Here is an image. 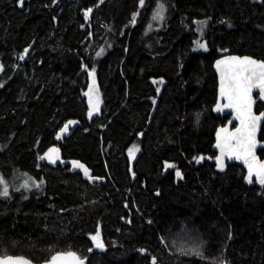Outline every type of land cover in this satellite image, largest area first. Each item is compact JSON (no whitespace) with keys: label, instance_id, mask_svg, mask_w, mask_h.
Returning a JSON list of instances; mask_svg holds the SVG:
<instances>
[{"label":"trees","instance_id":"1","mask_svg":"<svg viewBox=\"0 0 264 264\" xmlns=\"http://www.w3.org/2000/svg\"><path fill=\"white\" fill-rule=\"evenodd\" d=\"M232 56L264 62V0H0V178L36 185L0 195V257L264 264V188L213 165L230 121L214 65Z\"/></svg>","mask_w":264,"mask_h":264},{"label":"snow or ice","instance_id":"2","mask_svg":"<svg viewBox=\"0 0 264 264\" xmlns=\"http://www.w3.org/2000/svg\"><path fill=\"white\" fill-rule=\"evenodd\" d=\"M20 3L22 5L23 0H20ZM141 5H143V0H141ZM85 15L87 16L88 12ZM157 15L159 16V13ZM199 47L206 49L204 44H199ZM20 59H23V56ZM216 68L220 73V99L226 101L223 104L218 102L216 111H222L225 108L232 109L235 113L234 119L239 121V126L234 131L221 128L216 134L215 146L220 151V155L216 157L217 167L220 170L224 169L225 157L242 160L248 169L247 181L252 183L253 178H255L256 182L264 185V162H261L256 156V148L258 146L257 132L261 121H264V113L257 115L253 111L255 104L253 90H258L260 99L264 100V62H259L249 57L232 56L217 61ZM89 75L92 77V85L85 95L89 97V116H91L94 112L99 111L100 100L99 90L96 88L95 70L90 72ZM73 123L75 122L69 121L61 129V135L67 132L69 125ZM137 151L139 149L133 146V148L129 149V157L134 159ZM45 158L55 163L59 159L58 150L51 149L46 157H41V159ZM199 159L203 158H198L197 162H199ZM73 166L82 169L86 177L93 179L89 170L83 164L74 161ZM166 167H174V165L169 164ZM176 175L179 177L181 174L177 171ZM0 184H4L0 195L7 196L8 188L2 178H0ZM24 186L27 187V184ZM91 239L97 248H103L99 232L92 236ZM0 264H31V262L23 257L6 256L0 257ZM50 264H84V261L76 253L68 252L53 256ZM153 264H155V261H153Z\"/></svg>","mask_w":264,"mask_h":264},{"label":"water","instance_id":"3","mask_svg":"<svg viewBox=\"0 0 264 264\" xmlns=\"http://www.w3.org/2000/svg\"><path fill=\"white\" fill-rule=\"evenodd\" d=\"M235 57H237V56H235ZM227 58L228 57L222 58L220 60L227 59ZM214 72H215V75H216V77L218 79V100H217V103L219 102V103L223 104V103H226V101H222L220 99V95H219L220 73L218 72V70L216 68V64L214 65ZM253 98L255 100V104L253 106V111H254L255 114L259 115L257 113V109H258L259 106H264V100L260 99L258 90H253ZM215 112H216V114L218 116H221L223 118H230L229 123L226 125V127H224V128H227L229 131H234L239 126V121L234 119L235 113L232 111V109L225 108L222 111H216V108H215ZM263 128H264V121H261L260 126H259V130L257 132L258 146L256 148V156H257V158L260 161H261V159L259 157V154L262 151H264V145L261 143V136H262ZM215 145H216V136H215ZM215 145H214L213 153L217 157V156L220 155V151H219L218 148H216ZM213 165L215 166L216 172L218 174H225L229 170V168H231V167H238V168L242 169L244 171V173H245V186L246 187H248V188H254L255 186H258L260 188H264V185H261L258 182H256L255 178H253V182L252 183H249L247 181L246 177L248 175V169H247V166L243 163L242 160H237L235 158L229 159V158L225 157V166H224V169L223 170H220L217 167L216 159L213 161ZM31 264H33V263L31 262ZM47 264H50V263H47Z\"/></svg>","mask_w":264,"mask_h":264},{"label":"rangeland","instance_id":"4","mask_svg":"<svg viewBox=\"0 0 264 264\" xmlns=\"http://www.w3.org/2000/svg\"><path fill=\"white\" fill-rule=\"evenodd\" d=\"M104 1L105 0H101V3H104ZM200 27H201L202 31L207 30L206 24L200 25ZM196 53H207V47L205 49V48L199 47V45H198L196 48ZM137 148L139 149V147H137ZM139 155H140V150L135 153L134 159H131L129 157L131 166H133L135 164V162L138 160ZM50 163L53 164L52 162H50ZM25 184H27V187L24 186ZM7 188H8V194H9V192H17V193H24L27 196L28 194H30L32 191H34L36 189V185L28 177L20 176V178L15 179L10 185H8ZM95 248H97V247H95ZM97 249L104 251V248H97Z\"/></svg>","mask_w":264,"mask_h":264}]
</instances>
